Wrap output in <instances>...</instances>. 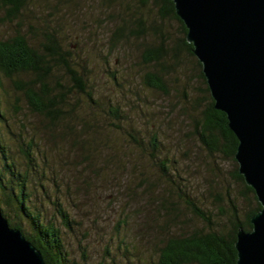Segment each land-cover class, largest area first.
Segmentation results:
<instances>
[{"label": "rangeland", "instance_id": "obj_1", "mask_svg": "<svg viewBox=\"0 0 264 264\" xmlns=\"http://www.w3.org/2000/svg\"><path fill=\"white\" fill-rule=\"evenodd\" d=\"M55 1L29 0L20 24L1 21L0 8V38L21 32L31 45L40 47L42 34L38 31L46 24L47 30L55 27L57 31V25H63L62 43L66 49L69 42L73 43L69 50L71 65L79 75L83 74V65L87 69L83 76L86 89L96 102L90 106L86 92L62 74L77 116L46 128L48 119L31 110L24 89L18 87L14 94L12 80L4 78L0 94L7 92L10 101L16 97L19 108L15 113L3 103L11 130L4 136L7 145L17 160H23L17 151L19 137L28 141L33 137L38 145L33 150L39 153L44 172L30 174L31 188L35 186L36 201L47 207L48 215L58 218L57 223L60 217L53 202H60L68 212L72 227L64 228L63 234L74 264H155L153 236L163 235L168 217L161 205L163 197L170 194L182 207L178 221L188 218L190 227H201L203 222L172 193L167 176L140 143L157 136L163 145L162 155L174 157L172 175L180 178L185 191L214 220H225L218 207L225 203L226 194L240 208L246 204L243 186L234 175V162L219 151L209 152L195 133L194 118L206 109L208 99L189 55L182 52L179 65L169 72H158L166 84L164 91L145 82L154 70L140 63L139 37L110 48L111 29L120 22L127 3L134 0H118L107 9L101 6V0H75L71 4L74 13L60 8L57 22L52 9ZM150 13L149 8L142 7L136 15L145 17L149 25L153 19ZM165 27L170 41L180 34L174 19L167 20ZM147 33L144 39L158 41L152 28ZM110 72L116 76L115 81ZM14 79L25 80L27 74L20 73ZM107 100L119 105L121 120L104 118ZM82 118L88 119L89 129H83ZM87 140L86 146L80 143ZM168 224L173 231L187 228Z\"/></svg>", "mask_w": 264, "mask_h": 264}, {"label": "trees", "instance_id": "obj_2", "mask_svg": "<svg viewBox=\"0 0 264 264\" xmlns=\"http://www.w3.org/2000/svg\"><path fill=\"white\" fill-rule=\"evenodd\" d=\"M74 1H55L52 9L55 12L56 22L58 14L62 12L60 8H69L68 11L74 13L76 9L71 6ZM117 1L101 0L104 4L101 6L107 9L110 4ZM28 3L29 0H0V8L3 11L1 21L4 19L3 21L6 20L8 23L20 24L21 17L24 18L23 11ZM119 4L123 6L121 2ZM127 6V8L123 7L124 13L120 14V22L114 24L111 29L108 42L110 48L114 49L122 40H130L133 36L139 37L141 39L138 43L140 63L154 70L150 69L151 72L148 73L145 82L151 88L164 91H167L166 84L158 72H169L179 65L182 61V52L193 59L197 68V77L203 83V92L208 99L206 109L194 118L195 133L209 152L219 151L232 159L235 165L234 175L242 184L243 197L246 199V204L240 208L230 194H226L225 203L218 207V212L225 220L222 221L220 218L214 220L210 214L197 205L195 197L185 191L180 178L172 175L170 168L174 164V157L167 154L162 155L163 145L157 136H151L146 144L141 142L149 158L158 166L160 172L167 176L172 186V193L184 203L185 208H188L203 222L201 227H190L188 218H181L178 221L177 218L182 214V207L171 198L170 194L163 197L161 205L168 211V217L164 224L163 235L153 236L155 264H235L234 243L237 230L240 227L246 231L250 230L252 227L250 218L261 207L254 190L245 183L243 176L238 172V164L234 158L238 143L237 137L228 127L226 114L213 107L214 100L209 92L201 63L192 51V44L185 38L186 27L175 13L173 1L134 0L127 3ZM142 7L149 8L150 14L153 15L149 25L145 17H141V14L136 15ZM170 19L176 20L179 24L180 34L173 41H170L169 31L165 27V22ZM57 26L58 31L55 27L47 30V24L46 28L38 31L42 34L40 47L31 45L26 34L21 32L0 38V92L4 78L12 80L14 94L19 88L24 89L31 110L48 119L46 128L77 116L74 112L75 103L69 101L70 89H67L60 77L62 74L70 78L76 88L86 92L90 106L96 102L91 92L86 89L83 76L87 69H83V65V74L79 75L71 65L69 50L72 49L73 43L69 42V47L65 48L60 35L63 25ZM148 28H152L158 41L144 39L143 35L148 34ZM104 70L108 71V67ZM20 73L27 74V79H14ZM111 77L114 81L116 80L113 73ZM4 95H6L5 98H3ZM4 95L0 94V210L2 215L7 219L10 227L18 229L40 251L46 264H74L63 234L64 228L71 229L72 227L68 212L60 202L54 201L55 211L60 217L59 223L61 224L57 223L58 218L48 215L47 207L42 202L36 201L35 186L31 188L30 174L40 170L44 172L39 162L41 158L39 157V160L37 158L39 153L33 150L38 145L33 137L29 141L19 137L17 151L23 160H17L11 152V147L7 145L4 136L6 133H11V130L7 123L3 103H8L10 106L8 110L15 113L19 112V108L16 97L10 101L7 92ZM182 96L184 99L187 98L184 90H182ZM121 112L116 102L107 100L104 110L105 119L119 121L122 119ZM82 121L83 129H89L91 125L88 119L82 118ZM69 130L72 132L74 129L69 128ZM88 142V140L80 141L85 146ZM168 223L187 228L173 231ZM125 251H127L126 247ZM106 252L109 254L108 250ZM148 260L150 262V259Z\"/></svg>", "mask_w": 264, "mask_h": 264}, {"label": "water", "instance_id": "obj_3", "mask_svg": "<svg viewBox=\"0 0 264 264\" xmlns=\"http://www.w3.org/2000/svg\"><path fill=\"white\" fill-rule=\"evenodd\" d=\"M214 100L237 137L238 172L261 207L238 228L235 264H264V0H172ZM0 264H46L0 210Z\"/></svg>", "mask_w": 264, "mask_h": 264}]
</instances>
